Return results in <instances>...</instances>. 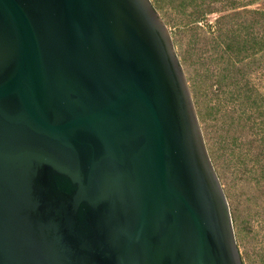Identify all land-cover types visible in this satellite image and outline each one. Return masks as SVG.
<instances>
[{
    "label": "water",
    "instance_id": "95a60500",
    "mask_svg": "<svg viewBox=\"0 0 264 264\" xmlns=\"http://www.w3.org/2000/svg\"><path fill=\"white\" fill-rule=\"evenodd\" d=\"M0 264H243L151 0H0Z\"/></svg>",
    "mask_w": 264,
    "mask_h": 264
},
{
    "label": "rangeland",
    "instance_id": "374dc122",
    "mask_svg": "<svg viewBox=\"0 0 264 264\" xmlns=\"http://www.w3.org/2000/svg\"><path fill=\"white\" fill-rule=\"evenodd\" d=\"M171 35L243 264H264V0H151Z\"/></svg>",
    "mask_w": 264,
    "mask_h": 264
}]
</instances>
